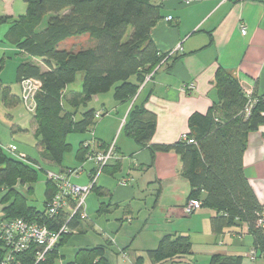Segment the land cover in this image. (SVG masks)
Masks as SVG:
<instances>
[{"label": "trees", "instance_id": "16d2710c", "mask_svg": "<svg viewBox=\"0 0 264 264\" xmlns=\"http://www.w3.org/2000/svg\"><path fill=\"white\" fill-rule=\"evenodd\" d=\"M25 2V14L0 16V27H6L0 42L39 58L46 67L43 70L40 65L22 63L17 68V80L32 78L40 83L34 114L36 136L43 147V156L62 166V170L55 173L75 169L63 165L72 150L69 136L93 131L96 125L97 110L86 109L78 118L81 108H87L95 96L111 91L116 102L126 104L135 99L123 126L124 134L138 146H148L152 155L176 151L180 155L181 175L191 185L188 201L198 200L201 208L216 213L211 219L213 232L221 235L230 228L246 226L253 238L255 253L264 259V228L259 225V219L264 217L263 206L244 172L248 137L264 124V97L246 94L237 77L220 68L214 80L217 102L207 113H194L189 120L190 131L186 137L193 139L195 144L182 138L173 145H149L156 131V116L145 107V103H136L140 87L148 76L152 79L160 69L172 68L180 58L160 53L151 39V30L162 17V4L157 0ZM85 35L89 36V46L75 50L59 49L67 39ZM79 78L81 90L69 95L68 86ZM250 100L253 104L247 114ZM82 144L84 141L75 154L80 165L87 163L90 153ZM105 146L103 144L102 148ZM27 161L28 164L9 158L0 148V192L7 190L1 201L8 204L0 216V264H112L105 256L111 243L82 248L73 261H61L62 247L79 229L83 218L79 212L69 219L75 206L71 199L59 214L50 217L49 206L60 187L48 178L50 170L45 171L42 209L30 204L26 195L14 189L19 183L30 185L28 192H31L39 181V174L44 169L31 158ZM91 163L94 169L89 174V183L96 169V164ZM108 167H104L101 174ZM79 175L70 176V182L74 184L73 178ZM97 182L90 194L97 193L101 198L105 192ZM84 212L87 214L86 203ZM16 219L44 225L56 232L66 225L67 231L39 260L37 255L43 248L37 244L30 245L23 252H10L2 237V226ZM192 250L189 236L166 234L161 237L157 248L147 252V256L153 264H164L186 259L192 255ZM144 259L138 257L135 264H143ZM243 260L242 255L216 254L207 263L194 261L193 264H243Z\"/></svg>", "mask_w": 264, "mask_h": 264}, {"label": "crops", "instance_id": "0c3cea01", "mask_svg": "<svg viewBox=\"0 0 264 264\" xmlns=\"http://www.w3.org/2000/svg\"><path fill=\"white\" fill-rule=\"evenodd\" d=\"M2 1L6 0H0ZM157 1L163 7L162 17L153 26L151 39L160 53L180 58L172 68L160 69L147 81L136 103H145V107L156 116V131L149 145H173L189 133V120L194 113L205 114L217 102L214 80L220 68L233 73L246 94L264 97V0H191L189 3L184 0ZM8 11L12 13L11 10ZM6 15L17 17L7 13L4 16ZM170 16L172 20H166ZM242 27H246V35L242 34ZM1 28L0 40L6 30V27L4 30ZM25 62L40 65L46 70L39 58L0 42V148L5 155L16 161L26 164L29 158L37 161L44 169L41 172H44L46 185L45 171H61L62 166L43 156V147L36 136L37 122L34 115L28 125L25 113L21 111L22 90L20 81L17 80V68ZM78 80L79 88L72 89L71 85L68 86L69 95L81 90V79ZM37 83L40 87V83ZM190 84L194 89L189 91L187 87ZM134 100L123 104L116 102L109 94L93 98L92 108L102 113L93 129L94 147L99 151H104L111 145L105 136L109 132L116 135L119 133L120 137ZM88 133L81 134L85 136L78 138L79 144L90 141L92 137ZM118 141L112 142L119 156L118 161L111 163L97 182L105 194L101 198L94 192L88 196V218L81 219L79 229L73 232V235L87 234L89 231H98L99 228V242L92 244L94 242L88 240L90 244L83 245L111 243L110 248L116 246L115 252L118 257L122 255L123 262L135 264L138 257H145L148 251L157 248L162 236L177 234L189 236L193 245L202 237L203 245L201 249H193L190 257L173 262L174 264H193L194 261L205 263L216 254H246L243 256V264H264V259L258 252L255 258L251 256L255 249L246 226L242 229L230 228L223 234L216 235L211 226L215 211L205 208L190 214L185 211L191 185L181 175L180 155L176 151L156 152L152 155L148 146L140 147L131 139L120 142L118 146ZM103 144L106 149L102 148ZM33 147L40 148L38 157L31 155ZM75 154L76 152L73 154L74 163L70 166L80 163ZM55 166L59 169H53ZM93 169V163L84 164L80 173L82 177L75 183L88 184L89 174ZM244 172L263 206L264 215V124L248 137ZM85 173L87 176H84ZM35 185L31 192H28L30 185L19 183L14 189L26 195L29 203L35 205ZM6 192L5 189L0 192V216L8 205L1 201ZM94 212L97 217L109 215L107 222L112 224L110 232H105L103 225L95 222L91 216ZM142 213L148 215L144 226L152 214L163 216L169 232L158 234L154 239L157 246L153 248L146 250L136 247L131 258V232L125 227L123 234L124 225H132L135 223V215ZM183 222L189 224L186 230L169 228L173 223L181 225ZM113 229L116 232L111 231ZM122 237L125 241L121 240Z\"/></svg>", "mask_w": 264, "mask_h": 264}, {"label": "rangeland", "instance_id": "374dc122", "mask_svg": "<svg viewBox=\"0 0 264 264\" xmlns=\"http://www.w3.org/2000/svg\"><path fill=\"white\" fill-rule=\"evenodd\" d=\"M8 10H11L12 13L9 12ZM26 10H27V4H26L25 0H6L4 2L3 1L0 2V16H4L6 13L7 14H13V16H15V15L19 16V15L25 14ZM1 29L4 30L5 26H3ZM90 44L91 43L89 42V36L85 35V36H81V37L67 39L65 42L60 44L59 49L75 50V49H78V48L87 47ZM9 73L12 75V71L9 70ZM149 77L150 76H148L146 78L147 81L149 80ZM147 81H145V83H143L142 86L140 87V92L145 87V84L147 83ZM71 88L72 89L79 88V80H77V82L72 84ZM106 94H109V95L113 96V91H111L109 93H106ZM106 94H102V95H106ZM92 106H93V103H89L87 108H81L80 113L78 114V118L81 116V113L84 110L90 109V108H92ZM22 107H23V110H21V111L25 113V118H26L27 124L29 123L28 125H30V121L32 120L33 113L28 111L24 104H22ZM98 124L99 123H97V126H98ZM102 125H104V122L102 123ZM93 132H94V130L90 131V133H88V132H86V133L91 134L92 138L90 139V141L94 142V144H95V141H94L95 138H94V133ZM81 136H85V135L72 134V135L69 136V142L72 144L73 150L70 153H68V155L65 158V161H64L63 165L70 166V165H72L74 163L73 154L78 149V145H79V142H80V139H78V138H80ZM105 136L107 137V140L111 142V145L109 146V148L113 145L112 142L113 141L117 142L118 139H120L118 141V146H120V142H122V141H124V142L126 140L129 141V138L124 134V132H122L120 137H119V133L116 135V134H114V133L112 134L110 132H109L108 135H105ZM85 143H88V141L87 142L85 141L84 144H82V145L84 147H88V149L90 151L91 150L89 148L90 146L85 145ZM39 149L40 148L33 147L31 149V155H33L35 157H38L39 156V151H38ZM94 150L95 151H99L97 147L94 148ZM123 151L125 152V150H123ZM87 162H88V160H87ZM82 164L84 165L86 163H82ZM107 166H110V165H107ZM71 167L72 168H76V166H71ZM78 167H81V165L77 164V168ZM53 169H57L58 170L59 167L55 166ZM82 171H83V169L81 170V172ZM49 172L55 173V172H58V171H49ZM46 173H45V175H46ZM56 174H59V173H56ZM94 174H92V175L94 176ZM47 175H48V173H47ZM84 176H87V173H85ZM81 177H82L81 175H79L77 177H74L73 178V183L77 184V183H75V181L77 179L79 180ZM81 186H83V185H81ZM44 191H45L44 172H41L40 179L37 182V184L35 185V197H34L35 198L34 204L39 209L43 208V201L45 199ZM190 201L191 200L187 201L188 202L187 205L190 203ZM90 212L91 211H89V213ZM91 214H92L91 215L92 218L95 219V222H98V224L103 225V228H104L103 230L105 232H107V233L110 232L109 230L112 228V224L110 225V223L107 222V220L110 219L109 215L108 216L107 215H100V216L97 217L96 216V212L91 213ZM144 214L145 213H142L139 216L135 215V220H134L135 223H133L132 225H130V223H125V225H124V230H123L124 233L123 234H125V231H126L125 227H126L128 232H131V235H130L131 239H129V242H133V245L131 246V249H132L131 250V258H132V254L135 252L134 249H136V247L138 249L145 248L146 250L148 248H153V247L157 246V243L154 242V239L156 240L158 234H166V232H169V231H167L168 230V226H167L168 224H166L167 222H165L163 220V216H160L157 213L156 214H152L151 217L148 219L147 224L144 226L146 218H148V217H146L147 214H145V215ZM113 223H115V222H113ZM106 226H108V227L106 228ZM188 226H189V224H187L186 222H183L181 225L179 223H177V224L173 223V224H171L169 226V228L171 229V228L174 227V229L182 228V230H186L188 228ZM100 229H102L101 226H100ZM97 230L100 231L99 228H97ZM98 231H89L87 234H79L78 233V234L73 235L68 240V242L65 244V246H63L62 249H61V253L63 255V258H62L61 261L62 262L73 261L75 259V256L77 255V253H78V251L80 249L94 247V245L92 246V245H83V244H90V242L88 240H90V241L92 240L94 242L92 244H96L97 242H99V233L100 232H98ZM111 231L116 232V230H114V229L111 230ZM135 238H137V240H135ZM202 239L203 238L200 237L198 239V241L195 242V245H193V249L194 250L195 249L198 250L199 248L201 249V246L203 245L202 244V241H203ZM121 240L125 241L123 239V237L121 238ZM133 240H135V241H133ZM107 243L108 242H106L104 244H99V245H106ZM96 246H98V245H95V247ZM115 247L114 248H110V247L107 248L106 255H105L106 258L112 264H127L126 262H123L124 258L122 257V255H121V257H118L119 255H117V252H115ZM243 256H246V254L243 255ZM145 257L146 258L144 259L143 264H153L151 262V260L149 259V257L147 256V254H146ZM200 260H203V259H200ZM200 263H204V262H200ZM205 263H207V262H205ZM164 264H174V263L173 262H166Z\"/></svg>", "mask_w": 264, "mask_h": 264}, {"label": "built area", "instance_id": "2783aa9c", "mask_svg": "<svg viewBox=\"0 0 264 264\" xmlns=\"http://www.w3.org/2000/svg\"><path fill=\"white\" fill-rule=\"evenodd\" d=\"M186 3H189L191 0H184ZM166 20L171 21L172 17H168ZM243 35H246V27L241 28ZM150 80V77H149ZM148 80V81H149ZM147 81V80H146ZM21 85V101L25 105L28 111L32 112L33 115L36 111V95L40 90L36 80L32 78H24L20 81ZM187 89L193 90L194 86L190 84ZM251 95V94H249ZM253 101L250 100L249 107L247 108V114L250 113ZM102 114L99 112L96 114V119H100ZM184 140H187L189 144H195L193 139H188L186 135L182 137ZM85 145L90 146L91 149L87 155L88 162H94L96 164L95 174L91 175V181L88 185L80 186L72 184L70 182V176L78 175L81 173L83 165L81 167L70 169L66 173L56 174L53 172H48V178L60 184L59 192L53 198L52 203L49 206V215L53 217L56 214H59L60 210H63L68 204V200L75 201V206L70 214V220L79 212L83 219L87 218V214L84 212L86 198L91 192L93 185L97 182L99 175L101 174L104 167L110 165L113 162H116L119 159L118 154L115 150V145L113 144L110 148L104 151H95L94 142L88 141ZM93 176V177H92ZM201 208V203L198 200H191L190 203L186 206L185 211L187 213H193L197 209ZM259 225L264 228V217L259 219ZM67 226L63 225L59 231H52L46 226H41L37 223H29L22 219H16L9 224H4L2 226V237L7 242L10 247V252H23L27 250L30 245L37 244L43 248V251L38 253V259L41 260L44 258L47 251L51 250L56 243L58 242L61 234L66 232ZM252 258H255L256 253H251ZM10 260V259H9ZM5 264V263H4Z\"/></svg>", "mask_w": 264, "mask_h": 264}]
</instances>
